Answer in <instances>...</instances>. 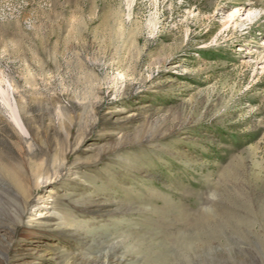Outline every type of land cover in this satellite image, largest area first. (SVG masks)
<instances>
[{
    "label": "rangeland",
    "instance_id": "obj_1",
    "mask_svg": "<svg viewBox=\"0 0 264 264\" xmlns=\"http://www.w3.org/2000/svg\"><path fill=\"white\" fill-rule=\"evenodd\" d=\"M0 264H264V0H0Z\"/></svg>",
    "mask_w": 264,
    "mask_h": 264
},
{
    "label": "bare ground",
    "instance_id": "obj_2",
    "mask_svg": "<svg viewBox=\"0 0 264 264\" xmlns=\"http://www.w3.org/2000/svg\"><path fill=\"white\" fill-rule=\"evenodd\" d=\"M106 262H107V261H106ZM106 262H105V263H106Z\"/></svg>",
    "mask_w": 264,
    "mask_h": 264
}]
</instances>
